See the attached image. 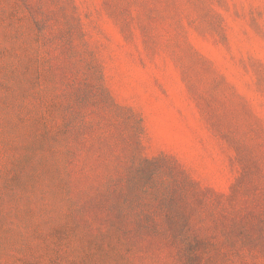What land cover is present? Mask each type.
<instances>
[{"label":"rangeland","instance_id":"1","mask_svg":"<svg viewBox=\"0 0 264 264\" xmlns=\"http://www.w3.org/2000/svg\"><path fill=\"white\" fill-rule=\"evenodd\" d=\"M179 224L264 264V0H0V264H185Z\"/></svg>","mask_w":264,"mask_h":264},{"label":"trees","instance_id":"2","mask_svg":"<svg viewBox=\"0 0 264 264\" xmlns=\"http://www.w3.org/2000/svg\"><path fill=\"white\" fill-rule=\"evenodd\" d=\"M145 160L139 162L135 169L141 170ZM149 163V162H148ZM142 188L145 190V186L143 185ZM257 201L262 200L259 196H257ZM253 220H255L253 226H258V230L260 229V225L262 222V219L260 218V214L255 219L247 220V224H252ZM257 220V221H256ZM146 226H139L137 225V229H144L147 228ZM177 229L181 232H179V236H181V244L183 245L184 252L182 255L184 256V263L185 264H225L229 259H231V255L233 252L235 255H238V249L230 248L228 246H222L217 243L212 238H205V237H199L197 234L193 233V239L188 240L187 235L185 234L186 230L189 229V227L184 225H177ZM243 225H238V228L241 229ZM117 228V225H116ZM185 229V230H184ZM205 236V235H204ZM223 236V238H222ZM228 233L225 232L223 229H221V238L222 240L228 241L229 245H232L231 239L228 238ZM228 238V239H227ZM239 256V255H238Z\"/></svg>","mask_w":264,"mask_h":264}]
</instances>
